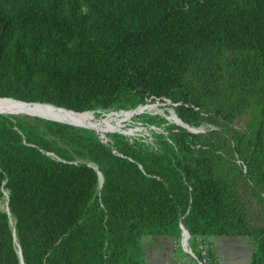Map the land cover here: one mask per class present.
Returning a JSON list of instances; mask_svg holds the SVG:
<instances>
[{
	"label": "trees",
	"instance_id": "1",
	"mask_svg": "<svg viewBox=\"0 0 264 264\" xmlns=\"http://www.w3.org/2000/svg\"><path fill=\"white\" fill-rule=\"evenodd\" d=\"M0 97L79 113L168 100L208 125L147 116L165 124L152 142H105L0 113V264L19 249L23 264H144L141 237L181 226L203 264L212 235L247 236L264 264V0H0Z\"/></svg>",
	"mask_w": 264,
	"mask_h": 264
},
{
	"label": "rangeland",
	"instance_id": "2",
	"mask_svg": "<svg viewBox=\"0 0 264 264\" xmlns=\"http://www.w3.org/2000/svg\"><path fill=\"white\" fill-rule=\"evenodd\" d=\"M238 104V102H236ZM145 104H149V105H155V107L152 110H148L145 112H142L140 114H136L133 115L132 117H130L127 120H123L121 121V123L119 124V126L117 127V129L115 130H108V131H104L101 132L103 130L102 127H97L96 129H90V131H93L94 134H92V137L96 140H102L105 142H108L109 140V136L108 134L110 133H121L124 134L129 140L132 139H140L143 140L145 142H152L153 140V134L158 131L162 130V127H156L153 124H150L147 122V116H160L162 118H164L167 121V124H176L174 123L169 117L171 116L172 113L174 112L173 106L171 104L170 101L165 100V101H160V100H147L145 103L141 104V105H145ZM235 104V105H237ZM137 108V107H135ZM135 108H131V109H135ZM131 109H127V110H107V111H103V110H96V111H92L96 117V120H98V122H100V119L104 118L105 115L109 114V113H119L121 111H128ZM15 115H26V114H15ZM192 127V126H191ZM194 128H198V129H205L206 127H208L207 124H200L198 126H193ZM101 130V131H99ZM106 130V129H104ZM1 208H3L4 210H6V202L2 201L1 203ZM9 220L10 223L12 224V218L9 215ZM214 235H212L211 237H213ZM160 241L159 242H154L156 243V249H163L166 250L167 253L169 252V244H167V242H165V240H167L163 235H161ZM145 239L146 236L142 238L141 241V245L144 248V250L147 253L148 256V250H147V245L150 246L152 244L151 240L149 242H147V244H145ZM173 244H172V250H173V264H200L199 262H202V259H200L197 255L196 252H199L202 256L204 254H202L198 244L196 245V248H194L192 250V248L189 245V238L187 239V246H185V239L182 242V238L180 235L179 240L173 239ZM187 250H191V252L193 253V255L187 251ZM228 253H230V250H227ZM150 261V260H149ZM148 262V261H147ZM148 264H151V262H148ZM166 264H169V261H166Z\"/></svg>",
	"mask_w": 264,
	"mask_h": 264
},
{
	"label": "bare ground",
	"instance_id": "3",
	"mask_svg": "<svg viewBox=\"0 0 264 264\" xmlns=\"http://www.w3.org/2000/svg\"><path fill=\"white\" fill-rule=\"evenodd\" d=\"M155 105H139L135 109L128 111H121L119 113H109L104 118L100 119V122L96 120L93 112L74 113L66 111L61 108H55L49 104H29L26 102L2 99L0 98V112L4 114H35L47 118H53L64 122L72 123L79 127L96 129L102 127V131L115 130L123 120H127L133 115L140 114L142 112L152 110ZM174 123H181L177 116L172 113L169 117ZM106 129V130H104ZM101 178L99 177V186ZM7 209V206H6ZM186 241V235H183V241Z\"/></svg>",
	"mask_w": 264,
	"mask_h": 264
},
{
	"label": "crops",
	"instance_id": "4",
	"mask_svg": "<svg viewBox=\"0 0 264 264\" xmlns=\"http://www.w3.org/2000/svg\"><path fill=\"white\" fill-rule=\"evenodd\" d=\"M143 237H141L140 242ZM159 237H161V235L146 236L145 244L150 240L152 244L150 246L147 245L148 256L141 245L144 252V264H148V262H151V264H166V261H169V264H173L172 244L174 238L165 236L168 237L165 242L169 244V252L167 253L166 250L156 249L157 246L154 242H159ZM208 240L212 243L213 249L217 255V264H250L253 242L247 236L215 235L213 237H208ZM227 250H230V253H228Z\"/></svg>",
	"mask_w": 264,
	"mask_h": 264
},
{
	"label": "water",
	"instance_id": "5",
	"mask_svg": "<svg viewBox=\"0 0 264 264\" xmlns=\"http://www.w3.org/2000/svg\"><path fill=\"white\" fill-rule=\"evenodd\" d=\"M0 98H2V99H11V100H16V101H21V100L14 99V98H9V97H0ZM21 102H25V101H21ZM26 103H29V104H36V103H38V104H49V105L54 106L55 108H61V109H64V110H66V111L74 112V111H72V110H67V109H65V108H63V107H58V106H56V105H54V104H52V103H46V102H26ZM84 112H85V111H84ZM0 113H2V112H0ZM74 113H79V112H74ZM174 114H175V113H174ZM26 115L38 116V117H41V118H45V119H49V120H54V121H58V122H62V123H66V124L74 125V124L69 123V122H64V121L57 120V119H53V118H47V117H43V116H39V115H35V114H26ZM175 115H176V114H175ZM176 116H177V115H176ZM177 118H178V117H177ZM178 119L181 121L180 118H178ZM175 123H176V122H175ZM176 124H178V125H180V126H183V127L187 128V129H188L189 131H191V132H199V131H202V129H198V128L191 127V126H189L188 124L184 123L183 121H181V123H176ZM74 126H76V125H74ZM77 127H78V126H77ZM88 165H90L91 167H93V168L96 170V172H97L98 178H99V177L101 178V183H100V186L98 187V188H100L101 185H102V182H103V177H102L101 172L98 170V167H97L96 164L90 162ZM5 212H7V213L9 214V210H8V208L5 210ZM184 234L186 235V243H185V246H187V239L189 238V233H188V231H187L183 226H181V238H182V242H183V235H184ZM18 253H19V256H20L21 264H23L20 249H19Z\"/></svg>",
	"mask_w": 264,
	"mask_h": 264
},
{
	"label": "built area",
	"instance_id": "6",
	"mask_svg": "<svg viewBox=\"0 0 264 264\" xmlns=\"http://www.w3.org/2000/svg\"><path fill=\"white\" fill-rule=\"evenodd\" d=\"M198 246H199L200 249L203 248L201 244H199ZM187 251H189V250H187ZM189 252L193 255V253L191 252V250ZM201 252H202V254H204V250L203 249L201 250ZM199 263L202 264L201 262H199Z\"/></svg>",
	"mask_w": 264,
	"mask_h": 264
}]
</instances>
